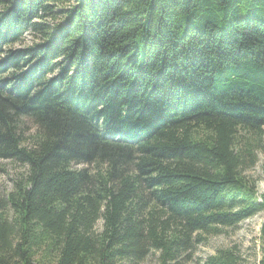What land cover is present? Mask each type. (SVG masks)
Listing matches in <instances>:
<instances>
[{
  "label": "trees",
  "instance_id": "obj_1",
  "mask_svg": "<svg viewBox=\"0 0 264 264\" xmlns=\"http://www.w3.org/2000/svg\"><path fill=\"white\" fill-rule=\"evenodd\" d=\"M263 128L264 0H0V264L190 261L264 212Z\"/></svg>",
  "mask_w": 264,
  "mask_h": 264
},
{
  "label": "rangeland",
  "instance_id": "obj_2",
  "mask_svg": "<svg viewBox=\"0 0 264 264\" xmlns=\"http://www.w3.org/2000/svg\"><path fill=\"white\" fill-rule=\"evenodd\" d=\"M34 37V36H32ZM31 35L25 37L20 46H30L39 42ZM17 47V46H15ZM262 133V142L264 145V128ZM256 162L254 166L244 174L250 183L256 187V196L264 195V146L256 151ZM24 168L14 165L10 161L0 160V203L6 198L7 193L12 189V181L21 176ZM264 224V212L259 213L235 228L221 229L218 236H211L205 239L204 243L195 246L190 261L182 264H204L210 257L216 256L219 251L230 252L237 264H257L260 259V228ZM101 227L98 222L96 229ZM46 253H38L36 261L45 260ZM122 264H135L132 262H123ZM136 264H159L158 254L151 253L143 261Z\"/></svg>",
  "mask_w": 264,
  "mask_h": 264
}]
</instances>
